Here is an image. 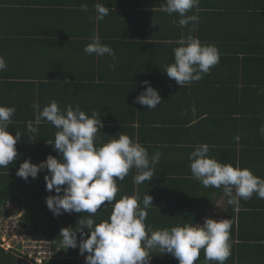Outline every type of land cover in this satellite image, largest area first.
<instances>
[{
    "label": "crops",
    "instance_id": "0c3cea01",
    "mask_svg": "<svg viewBox=\"0 0 264 264\" xmlns=\"http://www.w3.org/2000/svg\"><path fill=\"white\" fill-rule=\"evenodd\" d=\"M84 3L88 5L87 12L81 10L80 5ZM96 3L110 8L109 14L99 22L94 19L97 13L93 5ZM155 3L156 0H0V57L7 65L0 70V106L15 107L9 132L12 135L15 131L22 133L16 145L18 158L4 171L9 172V167L11 172L12 169L17 171L27 159L33 164L38 160L39 164L48 155L60 158L58 153H52L53 146L46 143L54 142L58 129L46 120L36 123L38 111L55 100L61 111L69 105L74 109L78 105L89 117L94 111L98 113L104 127L97 134V147L126 134L144 146L150 158L161 153L151 181L136 185L134 177L138 170L134 167L123 181H117L120 189L117 201L138 191L141 202L147 193L153 197V206L147 212L153 207H163L161 209L170 211L172 217L197 214L199 218L195 224L201 225L216 211H221L219 218L213 219H225L230 205L223 186L206 188L195 180L189 154L196 145L208 144L209 158L250 169L255 176L264 179V136L259 138L264 115L257 118L254 115L250 121L247 118V145L234 143L237 135L231 137L236 124L231 121L229 112L240 100L239 86L232 84L239 73L236 58L246 60L245 54L251 53L229 40L239 33L236 29L224 34L214 25L208 35L201 28L198 39L202 44L218 48L219 62L201 80L180 87L167 76L165 69L175 62L173 49L180 46L177 42L186 38L189 30L187 26L183 31L179 26L175 28L178 20L155 7ZM145 21L154 28L152 46L140 44V31ZM165 23L170 26L166 31L162 30ZM102 26H109L111 30L101 32ZM94 34L99 35L102 44L114 50L116 60L107 54L89 55L84 51ZM110 64H115V68H109ZM251 66L249 62L250 72ZM145 80L162 98L161 104L154 109L133 102L146 87L141 85ZM27 122L39 126L34 134L35 142L28 139L30 134L23 128ZM224 130L228 138H224ZM40 136L44 141H39ZM30 144L47 146L42 147L44 150L28 152ZM42 173L37 179L24 180L25 199L31 201L36 194H42V190L47 197L57 195L54 189L46 190L47 169ZM243 202L259 204L264 199L254 193L251 199ZM105 205L101 208L112 210L111 205ZM234 207L236 211L240 208L239 205ZM247 211L237 213L234 223L230 220L235 250L238 249L231 264H260L256 257L264 259V210L255 212L250 206ZM147 221L148 218L146 225ZM52 225L54 236H50L57 242L59 251L69 255L72 249H63L59 233L62 228L71 227L70 219L59 215ZM178 225L183 226L173 220L169 226ZM240 230L245 231L241 245ZM76 253L80 254L78 247ZM150 264H154V260Z\"/></svg>",
    "mask_w": 264,
    "mask_h": 264
},
{
    "label": "clouds",
    "instance_id": "9594fccd",
    "mask_svg": "<svg viewBox=\"0 0 264 264\" xmlns=\"http://www.w3.org/2000/svg\"><path fill=\"white\" fill-rule=\"evenodd\" d=\"M198 6L199 0H166V6L161 10L168 14L178 13L181 17L178 23L184 27L198 20L195 15H187ZM80 7L88 11L86 3ZM93 7L97 13L94 17L96 22L109 14L110 8L103 4L96 3ZM177 43L180 46L173 49L175 62L167 66L165 72L180 87L201 80L219 62L218 48L212 44H202L191 34ZM84 51L89 55L107 54L116 60L114 50L102 44L98 34L93 35ZM6 66L5 60L0 57V70ZM109 68L114 69L115 64H110ZM141 85L146 87L133 102L147 106V109L160 105L162 98L158 90L147 80L141 81ZM15 111V107L0 106V167L4 168L18 158L16 145L22 139L20 131H15V135L9 132ZM41 120L50 122L58 129L54 142L46 143L54 147L60 158L48 155L39 164L27 159L20 164L16 175L27 181L29 177L36 179L41 171L47 169L48 175L44 177L46 190L51 192L54 189L57 193L46 197V205L54 216L65 212L95 214L105 202L112 206L107 221L95 223L90 215L80 219L75 229L62 228L59 236L62 237L63 249L78 247L81 255L88 253L85 264H150L153 257L150 253L157 249L161 254H171L179 264H195L201 250L204 251L205 260L225 264L231 255V223L228 219L205 218L202 225L186 223L170 229L153 230L151 225L145 224L147 209L153 206L151 195H144L142 202L138 191L118 201L115 199L120 190L117 181H123L133 167L138 170L134 177L136 185L151 181L161 153L157 152L150 158L147 149L126 134L97 147V134L104 123L97 112H92L89 117L78 105L75 109L69 105L65 111H61L53 100L38 111L36 123ZM260 131L264 136V127ZM27 132L30 134L28 139L35 142L37 128L32 122H28ZM239 139L237 135L235 140ZM209 150L208 144H198L189 154L190 169L195 180L206 188L223 186L224 193L229 197V205H238L240 199H251L254 193L264 199V179L255 176L250 169L222 164L215 158H209ZM61 192L63 195H60ZM24 262L27 264V261Z\"/></svg>",
    "mask_w": 264,
    "mask_h": 264
},
{
    "label": "trees",
    "instance_id": "16d2710c",
    "mask_svg": "<svg viewBox=\"0 0 264 264\" xmlns=\"http://www.w3.org/2000/svg\"><path fill=\"white\" fill-rule=\"evenodd\" d=\"M155 4V7L157 6L158 8L162 9V7L166 6V0H156ZM187 15H195L198 17V20L196 21L198 23L190 22L187 25L189 34H191L192 36L200 38L198 34H200L201 28H204L205 32L209 35L211 34L210 28L214 25H218V32L224 34L228 33L230 30L232 31L233 29H236L239 33L235 34L232 39L229 40L237 42V46H239L241 50L245 49V51H249V53H251L245 54V56H248L246 60L236 58V63L239 67V73L237 78L232 80V84L239 86L238 89L240 91V100L238 105L235 104V107L231 112H229L231 121L236 124V128L234 129L235 132H232L233 135L231 134V137L235 135H238L240 137L239 141L233 140V142H240L242 143V145H247V136L245 135L247 129L245 125L248 122L247 118H249L250 121V118H253L254 115L256 118L264 115V0H199V6L194 7L189 13H187ZM172 16L174 20L176 19L178 21L181 18L178 13H173ZM154 25L158 26L157 24ZM143 26V31H140V35L142 38L140 44H144V46H152L150 40L154 39L153 25H150L145 21V24ZM159 26L161 27L162 25ZM178 26L180 25H175V28H177ZM168 27L170 26L165 23L162 27V30L166 31L168 30ZM100 29V31L104 33L106 32L103 29L111 30L109 26H102ZM249 62L252 63L251 72L248 70ZM236 81H238L239 83ZM260 122H262V120ZM32 123L34 127H39L34 122ZM229 123L231 124V122ZM27 124L28 122L23 125V128L25 127L26 130ZM256 124H258L257 120ZM224 138H228L226 130H224ZM259 138L262 139L263 136L260 135ZM39 141H44V138L40 136ZM43 146L47 145L30 144L27 146V148L29 149L28 152L34 150L36 151L40 148V150H44L42 149ZM53 151V154L57 153L54 149ZM37 162L38 160H35L34 164H37ZM231 165L234 166V164ZM10 168L11 167L8 168V170H10L9 172H5L4 170L6 169L4 167H0V206L5 200H16L20 202L24 207H26L27 224L31 225L29 223L30 221L31 223H34L33 226L31 225L33 228L40 229L41 225L39 226L38 222L44 220L48 222L46 223L48 226H52L53 220L50 219V214H52V212L46 205L47 195L44 194V190H42V194H36L35 198L31 201L29 199H25L23 197L24 179L16 175V170L12 169L11 172ZM41 174H43L42 171L39 173V175ZM243 200L244 199H240L239 201L238 205L240 206V208L238 209V211H236V208L234 207L235 205H230L228 207V215L225 219L235 222L236 214H242L246 212L250 206L255 212L258 210H264V202H260L259 204L252 203L247 205L243 202ZM161 208L153 207L150 212H147V222L148 225H151L153 230L164 228L170 229L172 226L169 225L173 222V220L174 223L177 224H195V222L199 218L197 214H187L185 218L172 217L170 211L164 212V210H162ZM111 212L112 210L110 209L101 208L95 214H87L85 212H73L71 214L65 212L64 214L70 219L71 227L75 229L79 226L80 219H86L91 215L95 223H100L109 220ZM184 220L186 221L183 222ZM85 232H88L86 228ZM46 234L54 236L53 231H49ZM78 235L79 233H77V238ZM238 237L240 240L239 244L241 245V242H243L245 237V231L240 230L238 232ZM230 244L231 255L229 256L228 260L225 261V264H231L232 261L234 262L238 252V249L235 250L236 243L234 233H231V231ZM76 251L77 248L72 249L69 255H64L62 254V252H60L62 257L52 259L45 262L44 264H76ZM150 254L151 256H153L151 260H154V264H179L178 260L175 259L171 254H161L158 249L151 251ZM256 260L261 264L264 259L262 257H256ZM0 264H25V262L24 259L20 258L18 255L7 252L0 246ZM195 264H210L209 261L206 262L203 250L200 251V256ZM211 264H216V262H211Z\"/></svg>",
    "mask_w": 264,
    "mask_h": 264
},
{
    "label": "built area",
    "instance_id": "2783aa9c",
    "mask_svg": "<svg viewBox=\"0 0 264 264\" xmlns=\"http://www.w3.org/2000/svg\"><path fill=\"white\" fill-rule=\"evenodd\" d=\"M0 246L31 264H44L61 256L54 238L26 223L24 206L12 199L0 206ZM84 255H76V264H85Z\"/></svg>",
    "mask_w": 264,
    "mask_h": 264
},
{
    "label": "rangeland",
    "instance_id": "374dc122",
    "mask_svg": "<svg viewBox=\"0 0 264 264\" xmlns=\"http://www.w3.org/2000/svg\"><path fill=\"white\" fill-rule=\"evenodd\" d=\"M179 27H180V29H181L182 31H183V29L185 28V26H184V27L179 26ZM220 212H221V211H216L214 214L209 215L207 218H213V217H216V219H218V218H219V213H220ZM49 214H50V213H49ZM61 215L67 217L64 213L61 214ZM50 219H52L53 221H55V220H56V216H54L53 213H52V214H50ZM204 220H205V219H204ZM29 223H30L32 226L34 225V223H31L30 221H29ZM46 223H48V222H46V221H44V220H41L40 222H38L39 226L41 225V228L38 229V230L44 232L45 234L48 233L49 231H53V230H54V226H53V225H52V226H48ZM47 235H48V234H47ZM48 236H50V235H48ZM25 264H26V263H25ZM27 264H31V263L27 262Z\"/></svg>",
    "mask_w": 264,
    "mask_h": 264
}]
</instances>
